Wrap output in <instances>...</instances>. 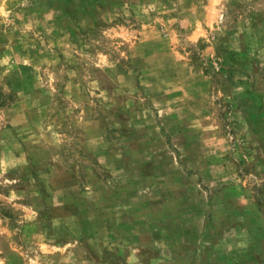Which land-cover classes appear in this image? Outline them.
Here are the masks:
<instances>
[{
	"label": "rangeland",
	"instance_id": "374dc122",
	"mask_svg": "<svg viewBox=\"0 0 264 264\" xmlns=\"http://www.w3.org/2000/svg\"><path fill=\"white\" fill-rule=\"evenodd\" d=\"M0 8V264H264V0Z\"/></svg>",
	"mask_w": 264,
	"mask_h": 264
},
{
	"label": "clouds",
	"instance_id": "9594fccd",
	"mask_svg": "<svg viewBox=\"0 0 264 264\" xmlns=\"http://www.w3.org/2000/svg\"><path fill=\"white\" fill-rule=\"evenodd\" d=\"M0 14H3V15H7V13H5V12H3V9L2 8H0Z\"/></svg>",
	"mask_w": 264,
	"mask_h": 264
}]
</instances>
